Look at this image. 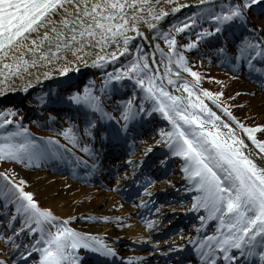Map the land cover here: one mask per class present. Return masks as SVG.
Wrapping results in <instances>:
<instances>
[{
	"label": "snow or ice",
	"instance_id": "1",
	"mask_svg": "<svg viewBox=\"0 0 264 264\" xmlns=\"http://www.w3.org/2000/svg\"><path fill=\"white\" fill-rule=\"evenodd\" d=\"M166 2L172 4L173 0ZM205 2L206 0H199L201 4ZM258 3H264V0H231L228 4L222 3L218 12L212 4L202 9V12L206 13L208 19L216 22L214 31L222 34L227 33L233 26L248 24V10ZM158 4L159 0H0V77H3L0 80V95H3L5 90H14V78L22 77V73L38 64L55 62L62 73H68L69 65L103 64L105 59L115 61L122 53H131L129 45L133 36L130 33L143 36L142 24L147 23L148 27L155 29L156 25L149 21L160 20L167 15ZM184 6L176 3L171 11L175 12ZM192 15L195 16L196 13ZM185 21L180 22L178 27H171L175 31H183L190 24H195L191 17H185ZM251 33L253 35L246 36L241 41L239 55L236 57L246 59L249 67H253L252 60L255 57L264 61V35H261L264 28L258 31L253 26ZM209 34V30L205 29L204 35ZM164 36L165 43L171 46L166 61V69L171 72L174 54L172 49L176 46V39L167 32ZM135 47L139 53L140 46ZM155 47L163 57L164 50L159 44ZM183 47L191 48L195 47V44H186ZM105 48L111 50L103 55L97 52L95 60L86 59L94 50L103 52ZM224 50L220 49L222 52ZM152 58L154 59V54ZM175 63L196 77L197 81L200 79L199 74L187 66V58L183 53L177 54ZM156 71L158 69H152L146 54L143 58L138 55L117 74H108L107 79L118 81L123 76H128L136 80L146 94L145 99L156 101L158 110L171 121L172 130L161 132V136L172 150V155L185 158L183 170L201 193L196 198L199 201L198 206L208 210L207 218L216 217L220 221L218 229H225L224 232L217 230L215 234L200 241V260L205 264H217V257L222 253L225 261H237L239 264L237 256L230 254V249H236L240 251L241 256H259L261 264H264V167L259 166L256 159L243 150L247 145L235 135L231 125L221 121V125L228 129L227 136L221 131V126L213 120L214 118L220 121V117L196 94L191 84L187 81L183 84L188 98L175 95L157 81ZM176 74L179 75L178 72ZM168 83L173 84L175 81L169 78ZM71 87L69 85L70 91ZM201 91L206 97L222 95L221 92L212 93L207 89ZM193 96L195 100L191 99ZM68 99L94 110L90 119L87 118L88 113H85L87 134L93 139L99 138L101 142L127 141L132 122L140 113L150 115L143 107V101L140 106L134 107L131 100H128L124 102L126 106L120 113L123 119V123H120V120L105 111L100 97L94 95L87 87L83 93L73 92ZM185 105H191V109ZM221 107L247 132L258 149L254 153L255 157L264 161V140H258L253 134L256 129H264V125L246 126L227 107L222 104ZM194 110L206 111L209 118L205 119ZM15 114L13 109L0 111V128L15 123L10 120ZM106 118L109 123L104 122ZM70 133L71 129H66L63 134ZM0 137L5 141L0 143V159L21 162L27 160L31 164L33 161L46 159L51 154L46 147L38 146L37 142L31 139L27 128L17 126V131L5 130L0 133ZM72 139L75 142L74 134ZM156 143L161 141L157 140ZM84 151L88 152L90 149L85 147ZM4 175L11 181L7 173ZM11 182L19 194L16 212L23 211L26 216L25 226L30 232L39 230L40 239L37 244L42 246H30L39 253L38 261L33 264H78L80 256L77 250L81 247L105 257L116 255V250L103 241L93 244L92 241H96L97 237L91 233L77 231L59 221L50 209L39 207L38 202L33 199L34 194L25 191L22 186L26 182ZM144 191L147 192L148 189L145 188ZM10 194L15 195L14 192ZM193 207H197V204H193ZM102 219L107 220L109 217ZM204 219L206 218L201 217L202 221ZM51 221L58 222L52 225ZM45 224L49 225L47 230L43 227ZM52 227H55V231L51 230ZM6 239L9 243L12 242L11 236ZM0 264H8V261L0 258Z\"/></svg>",
	"mask_w": 264,
	"mask_h": 264
},
{
	"label": "bare ground",
	"instance_id": "2",
	"mask_svg": "<svg viewBox=\"0 0 264 264\" xmlns=\"http://www.w3.org/2000/svg\"><path fill=\"white\" fill-rule=\"evenodd\" d=\"M219 1L228 3L231 2V0ZM212 2L216 3L217 1ZM176 3L183 4L185 6L173 12L171 11V9L175 6ZM198 4L199 0H173L172 4L167 3L166 0H159L158 7L163 8L166 12L169 13V15L161 17L160 20H150L149 23H154L156 25L155 29L148 27L147 23L142 24L141 32L143 33V36H135L134 33H130V35L133 36V40L130 42L129 47L133 49V47H135L137 44H140V47H144L149 50L150 46L153 45L151 32H154L158 29H164V26L170 24L171 19L179 16L180 14H183L185 11L189 10V8ZM110 50L111 49L109 48H105L103 52L94 50L93 53L86 56V59L95 60L97 52H99L100 55H103L105 52H109ZM127 55L128 54L122 53L115 58V61L105 59L103 64L77 63L69 65V69L74 67V69L72 70L73 72L97 67L102 68L104 66L113 65ZM152 57L153 54L151 55V58ZM152 60L154 62L155 68L158 69L156 75L159 79V77L163 76V69L160 63L156 62L157 59L155 56L154 59L152 58ZM48 73H51V75H49ZM57 73H61V68L57 66L55 62L53 64L42 63L38 64L36 67H30L26 72L22 73V77L14 78V90H5L4 94L0 95V102L9 97L25 98L29 94L38 90L41 86L47 84L52 75ZM2 79L3 77H0V80ZM262 87L263 85L260 84H258L257 86H253L248 85L247 83H242L239 86V91L256 95L260 94L259 92L261 91ZM170 92L175 95H180L188 98V96L183 95L178 89L171 88ZM255 112L258 114V117L254 122V126L264 125V97ZM219 117L220 123L221 121L225 122L222 116ZM217 125L221 126V130L223 131L227 129L220 124ZM229 125H231L232 129L236 131V128L232 124L229 123ZM245 133L247 134V132ZM253 134L256 135V130ZM89 142L90 141H88L87 143ZM252 145L256 148L253 143ZM166 146L167 143L161 148ZM130 149L135 150V154L132 157L117 160L114 164H109L108 166L105 165V163L101 162L100 165L96 168L93 167V165L96 164H94L87 157L90 151L86 152L85 154L81 153L85 156L81 158L82 168L78 169L74 175H71L68 171H70L69 169L78 167L79 165H77V163H71L68 158L65 159V162L69 161L71 165L65 168L63 167V165L57 167L56 165H54L53 161L45 162V159L40 161V165L42 168L39 171V174H35L33 177L34 179H36L34 180V185L39 189V192L46 196V199L44 200V204H39L38 206L41 208L50 209L52 213L57 218H59V221H63L69 227L75 228L80 232L91 233L93 236L97 237L96 241H100L102 237H111L115 241H117L121 237L138 235L143 242L151 243V236L147 232V226L143 225V223L141 222V219L137 215L138 211L136 210V208L133 205L126 204L116 193V187L119 185L118 183L125 182L134 173V167H136L137 164L140 165L141 162H144L150 155L149 153L143 154L144 148L142 146L137 147L132 145ZM259 162L260 166L264 165V161H261L259 159ZM85 166H87V168ZM113 167V170H118V174L116 175L114 180L111 178V175L109 176L110 170H112ZM97 175L103 178V180L108 183L105 185V189H102L101 186H99L98 182L95 180L97 179ZM107 178L109 180H107ZM190 180L192 179L190 178ZM170 186L173 187V183H171ZM153 191V188L149 189L146 192L145 198L152 196ZM18 195L19 194L17 192L14 202L5 201V206L13 207L14 215H16L13 218L11 217L9 223L6 225V229L2 228V232H5V234L0 235V258L8 261V264H33L34 261H38L39 253L30 246H42L37 244V241L40 239L39 230L35 233L30 232L29 228L25 226L26 216L23 211L19 213L16 212V201ZM163 208L165 209L167 208V206L164 205ZM102 217H109V219L105 220L102 219ZM57 222L58 221H51L50 224L55 225ZM48 226L49 225L46 226V230ZM137 227L139 228L138 230ZM17 229H20V231H17ZM51 230L55 231V227H52ZM200 234H202V230L200 231ZM8 236L12 237L11 243H9L6 239V237ZM183 237L184 233L176 234L169 238L168 243L171 245L177 244V242L182 241L181 239ZM166 241L167 240L161 242L163 244L161 247L154 244L152 245V248L149 247L142 252H136L133 247L119 242H116L112 248L124 255L144 256L146 254L149 255L150 253H156L157 251H160L161 248L166 244ZM23 242L26 243L23 244ZM22 244L24 246H21ZM7 245H10V247L7 248ZM13 245H18L20 247L15 248ZM14 249H16V253H18L19 251L22 252V254L20 255L23 256L22 259L17 260L14 258V260H11L8 258V255ZM79 250L86 251L88 255L95 254L96 256H103L91 249H84L83 247H81L77 251ZM25 252H27L28 255L31 253H37L38 256L34 257L36 259L32 258V260H34L33 262H31L32 260H30V263H26L25 260L27 255H23V253ZM80 259L82 260L83 257H80Z\"/></svg>",
	"mask_w": 264,
	"mask_h": 264
},
{
	"label": "rangeland",
	"instance_id": "3",
	"mask_svg": "<svg viewBox=\"0 0 264 264\" xmlns=\"http://www.w3.org/2000/svg\"><path fill=\"white\" fill-rule=\"evenodd\" d=\"M222 3L228 4L226 2H220V3H214L212 5H215V10L220 11V5ZM257 5L258 6L261 5L263 7L264 3H258ZM208 7H209V5H204V6H195L194 5L191 10H187L183 14H180L179 16L171 19L170 24L164 26V29H158L154 32H151V37H152V39L154 38V42H153L154 45L159 44L160 48H162L164 50V53H166V57L163 56L164 62L160 61L162 63L160 65H163V68L165 70V78L170 76L171 73H173L174 71H176V72H174V74H176L177 72L179 73V75L176 74L177 77H175V76L169 77L173 81H175V83H173V86L170 88L178 89L181 91V93L183 95L188 96V93L186 91H184V89H183V84L185 83L186 78L184 76H182V73L180 71L176 70L175 68L171 72H168L166 69L167 55L169 53L168 51H170V49H171V46L169 44L165 43L164 33L167 32L170 34L171 37H175V39H176V46L174 49H172L173 53H174L172 56L173 64L176 66L175 60H176L177 54L183 53V55L187 58V66L192 68L194 71H196L199 74L200 79L197 81L196 77H193L191 75V73L184 71V69L178 65L179 68L182 69L184 73L190 74L193 77V81L196 84H198L199 86H201L203 89H207L209 92H212V93H216V92L222 93L221 96H219V97L213 96L211 99L209 97L207 98V97L201 96L200 93L197 92V90L193 89L196 91V94L199 95L200 98L204 101V103L207 104L208 107L212 108L213 112H215L217 114V116L219 113H221V114L224 113L225 114L224 118L226 121H228L229 123H232V121L234 122L233 126L236 128L235 135H237L241 139H243L245 142V145L249 144L247 146V148L243 149V150L247 154H251L253 156V158L256 159L257 164L260 166V162H259L258 157H255V155H254V153L257 152L258 150H256L254 148V146H251V144H252L251 139L248 137V135L245 132H243V129L240 128L239 124H237L235 120H233L226 112H224L223 108L221 107V104L224 107H227L229 109V111L239 121H241L244 125L254 126V122H255L256 118L258 117V114L255 112V110L258 108L259 104L261 103V101L264 97V93L253 95V94L243 93V92L239 91V86L242 83H245V82L251 83V82L247 81L248 79H246L242 75L239 77V76H237V74H232V73L225 71V70L222 71V69H220L221 68L220 66L216 65V63H212L210 61V59H208V58L198 59L199 57L197 58V54H195V53L193 54L192 50L190 48L183 47L184 45L189 44V39L185 35H187L188 28H190L191 24L188 26L187 29H184L183 31H175L173 29V27H171V26H177L178 27V24L180 22H186L185 17H190V15L192 13L200 12V11H202V9H205ZM253 7H255V6H252L251 8H253ZM257 16H258L257 14L253 15L252 12H250V10L248 11V20L255 21V23L259 26V27H257V30L259 31V29L264 28V19L257 17ZM261 35H264V33H262ZM180 41H182V42H180ZM137 45L140 46V44H137ZM140 49H141V51L138 53L136 50V47H133L131 56L139 55V56H141V58H143V56L145 54L147 56L149 55L148 51H146L144 49V47H140ZM157 52L161 56V52L158 48H157ZM128 59H126L124 61L120 60L119 62H116L109 67L104 66V67H102V69L109 70L111 68H115V67H117L119 65H123V64H124V67H127V64H130V62L132 61V59H130L131 61L125 63ZM133 59H135V58H133ZM159 60H160V58H159ZM149 62H150V60H149ZM175 66H173V67H175ZM100 68L101 67L91 68L89 70H91V72L93 74L97 75ZM95 85H96V83L93 84V87ZM47 86H49V85H46V86L43 85L42 87L39 88V90L35 91L33 94H31V95L27 96L25 99H23L25 104H27L26 107H24V105L13 106V103L19 104L15 100H13V101L3 100L0 102V111H5L7 109H13L16 114L12 115L13 116L12 118H19L21 120V123L19 122L17 124V126H19L21 128H27V126L25 124L26 122L23 120L25 118H29L30 120L33 119L32 117H29V113H27L28 105H30L31 107L36 108V109H37V107L39 109H41L40 105L43 102L46 103L48 101L47 100L48 96L45 98L44 96L42 97V95H39L37 93H39V92H40V94L43 93ZM86 87L88 89H91V86L87 85V86H85V88ZM191 99L195 100V96L191 97ZM217 101H219V103H217ZM185 106L188 107L189 109H191V105H185ZM194 111H196L199 114H202L205 119L209 118L208 113L206 111H204V112H201L200 110H194ZM52 115L55 116L56 114H52ZM57 116H59V115H57ZM49 119L52 120L51 117ZM213 120H214L215 124H218V122L214 118H213ZM66 123L67 124L65 127H62L61 129L54 130V133L62 136L67 141H69L71 144H73V145L75 144V145L79 146L80 134L78 133V131L74 125L70 124L68 121ZM17 126H13L12 128L15 131H17ZM66 129H71V133L69 135L63 134ZM45 130H48V129H45ZM170 130H171V127L169 125H167L166 127H163V128H160V126L156 127L155 132H154V136L150 137L149 142H147L145 145L148 146V144L150 142H156L157 140L164 141L165 139L161 136V132L167 133ZM28 131H29V129H28ZM221 131L224 132L227 136V134H228L227 129L225 131H223V130H221ZM29 133L31 134L32 139H36L37 136H42L43 138H46L42 134V131H40V130H36L35 133H32L31 131H29ZM72 134L75 135V138H76L75 142L72 139ZM84 134H87L86 129L84 130ZM255 136L259 140H264V129H262V130L256 129V135ZM48 139H50L51 145L54 146L55 149L60 151V149L58 148L57 143H56V141H57L56 138L51 137ZM46 140H44V142L39 143L37 145L41 146V147H46L48 149L50 144H48V142H46ZM4 142H5L4 139L2 137H0V143H4ZM4 160H6L8 163L6 164V163L0 162V169L8 172L10 175L9 177L15 178V181H17V183H20L22 181L26 182V183H23V185H22L24 187V189L26 191L32 192L34 194L33 199H35L39 204H41V205L44 204V200L46 199V196L43 195L41 192H39V189L36 188V186L34 185V183H35L34 180H36V179L33 178L34 175L39 174V171L41 170L40 163L38 161H33L30 164L27 160H24L23 162L18 161V160H9V159H4ZM262 167H264V165H262ZM2 177H3V175L0 173V182H1ZM11 181H13V180L11 179ZM13 192L16 193V190L13 188L12 184L8 182V179H6L4 184H2V186L0 188V216L3 217V218H0V228H4V227L6 228L5 225L7 223H9L11 217L14 215L13 209L11 207H7L5 209L3 202L1 201L2 199H9L10 196L14 197L15 195L10 194ZM5 212H9L7 214V216L3 215V213H5ZM4 223H5V225H4ZM3 234H5V232ZM0 235H1V231H0ZM128 241L135 243V242H138L139 240L135 236V237L129 239ZM7 248H8V245H7ZM83 264H87V263H84V261H83Z\"/></svg>",
	"mask_w": 264,
	"mask_h": 264
},
{
	"label": "trees",
	"instance_id": "4",
	"mask_svg": "<svg viewBox=\"0 0 264 264\" xmlns=\"http://www.w3.org/2000/svg\"><path fill=\"white\" fill-rule=\"evenodd\" d=\"M194 21H198L200 20L198 17V14H196L195 16L192 17ZM197 44H199V41L197 42ZM166 51V50H165ZM169 52V51H168ZM165 57H166V53H164ZM123 68H120L119 70H122ZM109 74H113L115 75L113 72H110Z\"/></svg>",
	"mask_w": 264,
	"mask_h": 264
},
{
	"label": "water",
	"instance_id": "5",
	"mask_svg": "<svg viewBox=\"0 0 264 264\" xmlns=\"http://www.w3.org/2000/svg\"><path fill=\"white\" fill-rule=\"evenodd\" d=\"M209 0H207L206 2H208ZM169 13L167 12V15H168ZM60 75H56V76H53L54 78H57V77H59Z\"/></svg>",
	"mask_w": 264,
	"mask_h": 264
}]
</instances>
